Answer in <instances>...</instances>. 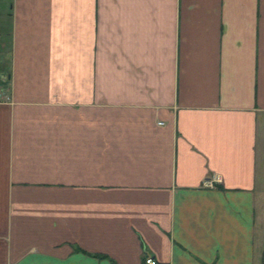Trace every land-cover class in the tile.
<instances>
[{
    "label": "crops",
    "instance_id": "crops-1",
    "mask_svg": "<svg viewBox=\"0 0 264 264\" xmlns=\"http://www.w3.org/2000/svg\"><path fill=\"white\" fill-rule=\"evenodd\" d=\"M264 264V0H0V264Z\"/></svg>",
    "mask_w": 264,
    "mask_h": 264
},
{
    "label": "built area",
    "instance_id": "built-area-1",
    "mask_svg": "<svg viewBox=\"0 0 264 264\" xmlns=\"http://www.w3.org/2000/svg\"><path fill=\"white\" fill-rule=\"evenodd\" d=\"M145 264H158L157 261L153 258H146Z\"/></svg>",
    "mask_w": 264,
    "mask_h": 264
}]
</instances>
